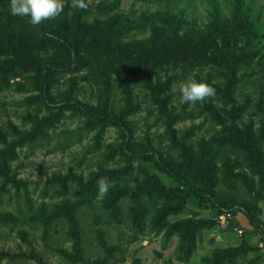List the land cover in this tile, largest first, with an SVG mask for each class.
<instances>
[{"label":"rangeland","instance_id":"1","mask_svg":"<svg viewBox=\"0 0 264 264\" xmlns=\"http://www.w3.org/2000/svg\"><path fill=\"white\" fill-rule=\"evenodd\" d=\"M64 3L71 8V0ZM101 3L106 8L116 4L112 13L130 20L141 14L168 11L187 30L206 32L212 25L227 28L225 44L230 56H248L245 66L239 64L230 91L232 108L220 104L218 95L194 105L179 103V87L189 79L226 89L225 79H217L219 71L212 67L189 66L181 75L182 67L191 64V59L178 62L176 68L173 64L162 66L153 85L162 89L166 84L169 89L154 99L142 72L134 75L141 70L135 62L138 55L156 51L161 43L149 39L147 30L132 31L121 43L99 38L89 19L85 25L88 32L80 37L85 41L77 56L81 65L77 70L57 76L50 91L30 84L29 76H21L12 78L9 88L0 92V216L13 219L0 223V264H264V190L256 184V177V197L245 183H218L205 203L191 197L180 212L164 215L165 225H151L149 221L132 225L126 197L120 201V218L111 219L105 213L103 197L80 196L81 187L93 184L98 177L118 175L127 167L126 155L138 149L173 155V144L161 118L163 108L172 117L183 116L173 125L174 142L184 137L188 138L186 144L193 145L202 139L222 140L220 131L224 130L216 119L199 116L211 105L223 107L219 115L225 116L226 122L230 114L225 111L232 112L236 122L231 127L235 126L246 144L251 133L262 134L264 0H90L95 18ZM11 15L0 7L1 22ZM106 44L124 50V56H133L127 77L103 69L101 52ZM25 54L23 64L30 58L51 59L57 67H64L70 59L51 49L39 51L38 56ZM128 77L134 82L127 83ZM127 95L138 107V112L126 116L132 121L128 126L131 135L129 131L119 133L104 122L99 124L94 116L66 105V100H75L91 112L103 109L107 114L125 117ZM129 147L132 151L127 150ZM132 164L134 169L142 166L156 175L167 188L179 187L150 161ZM222 175L219 173L220 179ZM66 204H79V208L67 213ZM246 208L251 209L257 228L243 213ZM237 248L240 250L233 251Z\"/></svg>","mask_w":264,"mask_h":264},{"label":"trees","instance_id":"2","mask_svg":"<svg viewBox=\"0 0 264 264\" xmlns=\"http://www.w3.org/2000/svg\"><path fill=\"white\" fill-rule=\"evenodd\" d=\"M0 7L10 11V0H0ZM115 7H117L116 4L106 8L101 3L97 8L99 12L96 18L93 16L90 7L87 10L64 7L56 19L45 20L37 26L31 25L30 17L27 16L11 15L5 22L0 20V92L9 88L12 78L21 76H29L30 84L39 87L41 90L50 91L57 80V76L59 77L61 73L77 70L81 66L77 61V56L80 55V46L85 41L80 37L87 31L85 25L89 24L90 19L94 22L92 26L94 34L96 33L99 38H110L121 43L130 32L147 30L149 39L161 43L156 51L138 55L135 62L141 67V70H136L134 75L142 72L141 76L150 85L151 96L154 99H157L163 90L169 89V85L166 84L162 86V89L153 85V82L159 80V71L162 66L173 64V68H176L178 62L183 63L191 59V64L182 67L181 75L189 66H207L212 67V70L215 68V72L219 71L215 77L225 79L226 89L225 91L219 90V84L211 86L215 89V95L219 96L218 102L224 103L228 110L232 108L229 102L230 91L235 85L239 64L245 66L248 56L243 53L238 56H230L228 46L225 44V38L229 33L227 28L221 29V26L212 25L208 27L206 32H199L192 28L187 30L184 28V24L177 21L176 17L168 11L141 14L136 20H130L126 15L113 14ZM89 33L92 34V32ZM48 49L57 51L59 55L63 54L69 57L68 66L57 67L51 59L50 62H46V60L39 59L33 61L30 58L27 64H23L21 61L26 58L25 53L27 56L28 54L38 56L39 51ZM104 50V52L100 51L101 55L104 56L103 69L109 70V73L122 72L127 77L128 65L132 63L130 60L133 59V56H124V50L117 49L116 46L110 44H106ZM99 75H103L102 68ZM130 82L134 81L128 77L127 83ZM126 94L124 93V95ZM127 99L128 108L123 110L125 117L122 114H107L103 109L91 112L84 109V106L75 100H66V105L68 108H77L94 116L95 121H98L99 124L104 122L107 125L115 126L119 133L125 134L126 131H129L128 126L132 122L127 120L126 116H132L138 112V107L131 103V96L127 95ZM168 111L163 108L161 118L165 121L163 124L164 132L169 135L173 144V155L148 150L141 152L138 149L129 157L126 155L127 167L119 171L118 175L114 173L105 174L106 177H104L108 179L111 186L108 193L103 196V204L105 213L111 219L120 218V201L125 197L130 200L129 215L132 225H145L147 221L151 225L158 223L165 225L164 215H174L180 212L187 199L191 197L197 199L200 204L205 203L209 197L213 196L218 183H245L248 185L252 197H256L259 193V189L257 190L255 187L256 184H259L264 190V129H261L262 134L260 135L251 133V140L249 144H246L243 141L245 138L234 128L235 126L231 127L236 122L232 112L225 111V114H230V119L226 122L225 116L219 115V112H223V107L215 108L211 105L207 110L210 114L204 111L200 112L199 116L210 115L212 119H216L217 124L224 130L220 131L223 139L220 141L210 138L202 139L198 144L193 145L191 143L186 144L188 138L184 137L174 142L176 131L173 129V125L183 116L172 117ZM184 115L192 116V113H184ZM129 132L131 135L132 132ZM34 138L35 135L33 134L31 139ZM123 148L125 149V147ZM128 149L132 151V147ZM227 151L230 153L229 155L234 157H229L226 154ZM137 160L152 162L160 173L174 180L179 187L167 188L156 175L150 174L142 166L134 169L132 161ZM219 163L220 165H218ZM219 173H223L222 179L219 178ZM253 177L257 178L256 184ZM97 179L100 180L101 178L98 177ZM97 179L93 180V184L81 187V197L96 199L99 196ZM144 198L146 199L144 200ZM78 208L79 204H66L64 206L67 213H73ZM243 213L249 223L257 228L251 209L246 208ZM12 221L13 219L9 216H0V223ZM239 250L237 248L233 251ZM185 253L190 254L189 250ZM249 263L254 264V261Z\"/></svg>","mask_w":264,"mask_h":264},{"label":"clouds","instance_id":"3","mask_svg":"<svg viewBox=\"0 0 264 264\" xmlns=\"http://www.w3.org/2000/svg\"><path fill=\"white\" fill-rule=\"evenodd\" d=\"M90 0H71V7L87 10ZM64 0H10V12L14 16L30 17V24L40 25L45 20L56 19L63 11ZM175 91V89H173ZM179 103L194 105L215 96V89L206 82L189 79L179 87ZM100 197L105 196L110 188L107 178L97 182Z\"/></svg>","mask_w":264,"mask_h":264}]
</instances>
